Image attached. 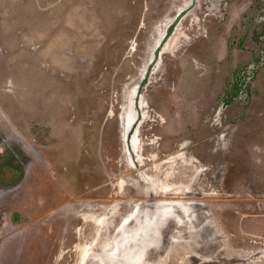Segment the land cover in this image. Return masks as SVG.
Segmentation results:
<instances>
[{
	"label": "rangeland",
	"instance_id": "374dc122",
	"mask_svg": "<svg viewBox=\"0 0 264 264\" xmlns=\"http://www.w3.org/2000/svg\"><path fill=\"white\" fill-rule=\"evenodd\" d=\"M186 1L0 0V153L28 158L20 183L0 185V264L87 263L151 189L205 214L162 264H264L261 34L233 50V18L183 19L144 88L135 156L127 144L138 85Z\"/></svg>",
	"mask_w": 264,
	"mask_h": 264
},
{
	"label": "flooded vegetation",
	"instance_id": "af4514ba",
	"mask_svg": "<svg viewBox=\"0 0 264 264\" xmlns=\"http://www.w3.org/2000/svg\"><path fill=\"white\" fill-rule=\"evenodd\" d=\"M200 1H202V5L199 4ZM185 5L173 16L169 25H172V31L168 35L166 32L164 42L157 48L158 51L160 50V60L164 47L178 31L181 21L198 11L202 12V17L199 18H210L209 22L220 19L223 20V26L228 24L230 17L234 19L230 26L234 35L233 50L243 48L250 52L253 51L254 46L257 45V33L261 34L259 40L261 45H264V0H187ZM214 22L215 25L219 23V21ZM210 26L213 25L204 29L208 31ZM259 50L264 52L261 48ZM260 63L264 64L262 61H259ZM256 65H258V61L252 55L243 64L245 68L248 67L244 69L249 76L244 72L241 73L242 81L240 82L239 68L242 66L239 61L236 65L234 64L236 68L231 74L229 91L232 89L235 92H241L242 82L251 79L252 70ZM235 76H237L238 82L235 80ZM140 109L138 110L139 115L143 119ZM137 161L136 159V163ZM160 192V189H151L148 195L137 199L136 202L122 205L121 208L126 209L125 217L120 221H109L112 227L115 226L113 230L110 229L109 240L98 245L97 250H92L91 253L94 256L84 264H162L172 252V241L176 240L172 239L173 235L185 232L186 226H190L188 222H202L204 219L198 217L205 216V214L201 213L200 215L203 209L199 203L194 205L195 202L190 200L166 199L160 195Z\"/></svg>",
	"mask_w": 264,
	"mask_h": 264
},
{
	"label": "trees",
	"instance_id": "16d2710c",
	"mask_svg": "<svg viewBox=\"0 0 264 264\" xmlns=\"http://www.w3.org/2000/svg\"><path fill=\"white\" fill-rule=\"evenodd\" d=\"M28 158L21 151L6 150L0 153V185H17L25 175ZM11 173V175H8Z\"/></svg>",
	"mask_w": 264,
	"mask_h": 264
},
{
	"label": "water",
	"instance_id": "95a60500",
	"mask_svg": "<svg viewBox=\"0 0 264 264\" xmlns=\"http://www.w3.org/2000/svg\"><path fill=\"white\" fill-rule=\"evenodd\" d=\"M171 31H172V25L168 27L167 35L170 34ZM159 61H160V50L158 51V49H156L153 53V60L147 66L144 77L142 78L141 82L138 85L137 96H136V107L138 108V110L140 109V101L142 99L143 89L148 84L150 76L152 74V71H153L154 67L156 65H158ZM141 120H142V116L139 115L138 120L133 124L132 128L130 129V131L128 132V135H127V144H128L129 149H130V153L133 156L135 155V152L132 148L131 142L135 136L136 130H137ZM134 161L136 162L135 158H134Z\"/></svg>",
	"mask_w": 264,
	"mask_h": 264
}]
</instances>
